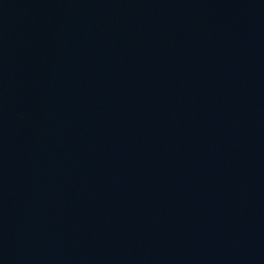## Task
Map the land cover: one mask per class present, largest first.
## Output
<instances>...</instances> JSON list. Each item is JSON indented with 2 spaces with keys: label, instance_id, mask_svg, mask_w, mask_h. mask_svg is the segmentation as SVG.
<instances>
[{
  "label": "water",
  "instance_id": "1",
  "mask_svg": "<svg viewBox=\"0 0 264 264\" xmlns=\"http://www.w3.org/2000/svg\"><path fill=\"white\" fill-rule=\"evenodd\" d=\"M0 264H264V0H0Z\"/></svg>",
  "mask_w": 264,
  "mask_h": 264
}]
</instances>
